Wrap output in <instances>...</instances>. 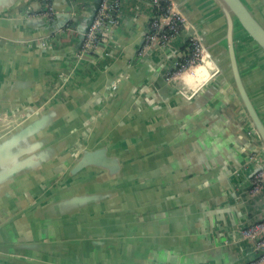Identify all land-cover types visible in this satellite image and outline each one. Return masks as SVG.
Returning <instances> with one entry per match:
<instances>
[{
    "label": "crops",
    "instance_id": "crops-1",
    "mask_svg": "<svg viewBox=\"0 0 264 264\" xmlns=\"http://www.w3.org/2000/svg\"><path fill=\"white\" fill-rule=\"evenodd\" d=\"M31 4L35 1L19 0L0 13V112L41 101L48 94L50 71L63 65L61 60L55 61L38 49L26 50L17 44L16 38L37 32L21 24L22 14ZM212 19L203 18V26H212ZM130 21L129 25L140 24V17L134 16ZM225 24L226 19L220 17V36ZM128 53H132L131 48ZM153 64L155 68L144 78L140 102L144 112L152 111L157 103L165 106L163 119L167 122L154 129L155 139L149 144L154 145V150L150 146L144 150L143 138L132 139L133 145L127 148L122 140L124 167L120 171L90 168L93 170L89 171L88 180L94 189L56 194V200L70 201L65 207L74 211L62 218L61 229L66 236L72 233L73 237L103 239L104 255L96 253L94 258H113L105 264H246L252 256L250 252L236 245L220 244L244 216L249 212L257 215L262 207L261 201L255 200L243 206L236 198L237 181L230 178L231 169L252 149L237 102L221 87L204 107L199 108L196 103L183 105L187 114L177 125L176 119H170L172 109L180 106L177 87L183 83L195 89L204 87L211 80L210 67L213 65L215 70L216 66L213 61L208 68L203 66L204 74L198 73L197 68L187 71L178 84H173L162 77L161 63ZM123 66L122 59L117 67ZM80 71L81 77L72 83L75 89L60 95L58 118L23 143L36 149L21 157L31 160L19 175L0 183V191L6 189L11 199V203L6 199L0 202V210L16 209L27 202L26 196L34 194L35 187L62 179L82 149L101 147L102 135L108 151L118 147L112 145L118 143L113 141L118 136L110 126L92 139L100 126L95 125L94 119L95 106L100 103L95 91L108 79L100 73L95 79H84L85 67ZM14 162L1 158L2 166ZM53 190L48 191L49 196ZM83 192H104L107 197L99 203L100 207L72 204V197Z\"/></svg>",
    "mask_w": 264,
    "mask_h": 264
},
{
    "label": "water",
    "instance_id": "water-1",
    "mask_svg": "<svg viewBox=\"0 0 264 264\" xmlns=\"http://www.w3.org/2000/svg\"><path fill=\"white\" fill-rule=\"evenodd\" d=\"M18 1L0 0V13H5L6 9L18 4ZM34 1L37 8H34L35 4H31L22 14L21 24L22 27L34 28L37 32L18 37L16 42L26 50L38 49L55 61L61 60L63 65L55 66L50 71L48 94L41 101L25 103L14 110L0 112V183L12 180L30 163V157H21L36 148L27 147L23 143L35 131L58 118L56 112L60 95H68L75 89L72 83L81 77V67L86 70L84 79H93L99 73L108 79L101 89L95 91L100 103L95 106L94 119L95 125L100 123V126L96 127L97 131L93 133L92 139L110 126L118 136L113 139L118 143L112 145L118 147H112L108 151L102 135L101 147L91 149L86 146L82 149L72 168L62 179L57 178L42 183L39 188L35 187L34 194L26 196L27 202L19 204L18 208L0 210V264L109 263L113 258H94L96 253L104 255L103 239L91 236L73 237L72 233L66 236L61 229L62 218L72 215L74 211H68L65 207L70 201L56 200V194L73 189H94V185L88 180V173L94 167L112 173L120 171L124 167L121 157L124 148L121 147L122 140H125L124 146L127 148L133 145L132 139L143 138L144 150L148 146L150 150H154V145L149 144L155 139L154 129L157 126L164 127L167 122L163 119L165 106L157 103L152 111H142L140 97L144 93L143 81L152 67L155 68L156 64L153 63H161V75L165 77V72L173 68L174 62L180 58L187 43L188 32H183L172 42L139 57L137 52L143 43L153 8L150 0H141L142 3L138 0H122L120 21L111 30L106 43L100 45L99 53L79 58L77 52L101 0ZM194 1L172 0L185 17L190 30L201 41L216 69L211 74L209 83L196 89L189 97H183L177 91L180 106L172 109L170 119L172 122L176 119V124L181 125L179 121L187 114V108L183 105L196 103L199 108L204 107L221 87L227 89L237 102L252 149L245 153L239 165L231 169L230 178L237 181L236 198L240 199L243 206L248 201L253 204L252 201L255 200L261 201L262 207L257 215L249 212L244 216L243 220L229 230L230 237L220 241V244L246 249L252 254L249 258L252 261L260 252L255 250L253 239L241 235L240 229L242 225L264 216V192L250 195L247 191L250 185L242 186L240 180L248 179L264 166V0H197L192 10ZM48 2L55 13L52 20L30 14L32 11L42 10ZM134 16L140 17V24L129 25ZM210 16L213 17L214 24L207 29L202 20ZM220 17L226 19L222 36ZM130 48L131 54L128 53ZM122 59L124 66L118 68L117 64ZM34 145L37 147L39 144ZM250 154L256 157L249 163L247 158ZM1 158L15 162L2 166ZM75 174H79L76 179ZM52 188L55 190L49 196L48 191ZM0 194V202L6 199L11 203L6 189L0 191ZM106 197L104 192H83L72 197L71 202L75 206L86 204L100 207L99 203Z\"/></svg>",
    "mask_w": 264,
    "mask_h": 264
},
{
    "label": "built area",
    "instance_id": "built-area-1",
    "mask_svg": "<svg viewBox=\"0 0 264 264\" xmlns=\"http://www.w3.org/2000/svg\"><path fill=\"white\" fill-rule=\"evenodd\" d=\"M138 1L142 3L141 0ZM121 2L122 0H101L77 52L79 58L99 53L100 45L106 43L111 30L120 21ZM150 3L153 8V15L148 21L144 40L137 52V56L142 57L159 46L172 42L173 39L183 32H188L186 46L180 58L174 62L173 68L165 72V81L178 84L187 71L199 66L209 67L208 63L212 61L209 54L198 37L190 30L188 22L174 6L172 0H150ZM30 14L33 17H43L52 20L55 13L48 2L42 10L32 11ZM210 68L212 71L210 73L211 76L215 70L212 66ZM195 90V88H191L185 83L177 87V91L183 97H189ZM255 157L254 154H250L247 161L250 163ZM247 191L250 195L264 192V166L253 174V182ZM240 233L245 237L252 238L255 250L260 252L256 259L247 264H264V216L242 226Z\"/></svg>",
    "mask_w": 264,
    "mask_h": 264
},
{
    "label": "flooded vegetation",
    "instance_id": "flooded-vegetation-1",
    "mask_svg": "<svg viewBox=\"0 0 264 264\" xmlns=\"http://www.w3.org/2000/svg\"><path fill=\"white\" fill-rule=\"evenodd\" d=\"M241 185L245 186V185H251V183L253 182V175H251L248 179L247 178H242L240 180ZM238 189V188H237Z\"/></svg>",
    "mask_w": 264,
    "mask_h": 264
},
{
    "label": "rangeland",
    "instance_id": "rangeland-1",
    "mask_svg": "<svg viewBox=\"0 0 264 264\" xmlns=\"http://www.w3.org/2000/svg\"><path fill=\"white\" fill-rule=\"evenodd\" d=\"M198 73L201 72V74H204V72L202 71V67L199 66V68H197Z\"/></svg>",
    "mask_w": 264,
    "mask_h": 264
},
{
    "label": "bare ground",
    "instance_id": "bare-ground-1",
    "mask_svg": "<svg viewBox=\"0 0 264 264\" xmlns=\"http://www.w3.org/2000/svg\"><path fill=\"white\" fill-rule=\"evenodd\" d=\"M213 66V65H212ZM200 67H202V71L205 73L206 71L205 70H203L204 69V67L203 66H200ZM199 68V67H198ZM208 68V67H207ZM210 69V68H209ZM200 80V79H199ZM200 82V81H199ZM199 84V83H198Z\"/></svg>",
    "mask_w": 264,
    "mask_h": 264
}]
</instances>
